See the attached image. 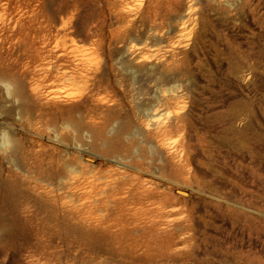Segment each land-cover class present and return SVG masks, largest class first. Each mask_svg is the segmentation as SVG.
<instances>
[{"label":"rangeland","instance_id":"obj_1","mask_svg":"<svg viewBox=\"0 0 264 264\" xmlns=\"http://www.w3.org/2000/svg\"><path fill=\"white\" fill-rule=\"evenodd\" d=\"M2 133L0 264H264V0H0Z\"/></svg>","mask_w":264,"mask_h":264},{"label":"bare ground","instance_id":"obj_2","mask_svg":"<svg viewBox=\"0 0 264 264\" xmlns=\"http://www.w3.org/2000/svg\"><path fill=\"white\" fill-rule=\"evenodd\" d=\"M167 52V51H166ZM53 56V55H52ZM60 56V55H59ZM62 60V58L61 57H56V61H61ZM64 60V59H63ZM164 60V59H163ZM164 61H166V59L164 60ZM54 62V61H53ZM63 63V62H62ZM160 63V62H159ZM164 63V62H163ZM55 64H56V62H55ZM82 64V63H81ZM59 65V64H58ZM142 65V64H141ZM141 65H139V66H141ZM152 64H150V72H153V73H150L149 71H147L146 73H150V74H152L153 75V78H155L156 79V81H154V79H153V81L154 82H156V83H160V82H157V81H159L158 79H162V78H164V76H165V72H162L163 70L162 69H160V71H158L159 70V67H157V66H155V65H153V66H151ZM63 66V65H62ZM55 67V66H54ZM53 68V67H52ZM149 68V67H148ZM147 68V69H148ZM154 68H157L158 70H157V72L156 71H154L153 69ZM162 68V67H161ZM81 69H82V67H81ZM166 69V68H165ZM97 68H86L85 66H83V70H82V74H79L78 76H74V78H69V79H71V81H78L79 83H81V85H82V87L81 88H86V93L84 92V89H82V91H83V93L81 94H79L78 95V97L76 98L77 99V102L75 101H73L72 99L73 98H70V99H68V102L70 101V102H72V103H69L68 105H64L67 109H72L73 110V112L75 111L76 112V114L77 115H75V117L76 116H78L79 115V119L81 120V117H82V119L84 118L83 116L84 115H82L81 116V114L82 113H79L78 114V110H80L81 111V108H84L85 109V105L87 104V101H92V105H91V108H92V106H93V109L92 110H89L90 108H88V110L90 111V115L88 116V115H86V118H88V120L87 121H84L85 122V124H86V126H89L90 128H92V125L94 126L93 128H95V125H99V126H103L105 123H106V121L108 120V117H109V113L110 112H113L115 109V103H113L114 102V100H112V99H107V97L105 98V97H103L102 98V96L101 97H95L96 95H99V87H100V85H101V74L99 73V72H97ZM156 70V69H155ZM162 70V71H161ZM167 70V69H166ZM166 70H164V71H166ZM143 71V70H142ZM62 73V72H61ZM143 73V72H142ZM150 74H148V76L150 75ZM164 74V75H163ZM101 75V76H100ZM63 77H66V75H63ZM139 77V76H138ZM149 77H152L151 75L149 76ZM149 77H148V79L147 80H149L150 81V79H149ZM146 78V77H145ZM144 78V79H145ZM143 79V80H144ZM4 80V79H3ZM138 80H139V78H138ZM68 81H70V80H68ZM70 81V82H71ZM162 81V80H161ZM65 82V81H64ZM70 82H69V84H70ZM71 83H73V82H71ZM74 84V83H73ZM11 86H10V84L9 83H3V88H4V90H5V93H6V95H8V96H10V97H14V92L12 93L11 91H9ZM2 91V90H1ZM81 91V92H82ZM9 97V98H10ZM12 99V98H11ZM21 100V99H20ZM63 100V99H62ZM75 100V99H74ZM62 103V102H61ZM88 104H89V102H88ZM66 109V110H67ZM96 109H102L101 110V113L99 112V113H97L96 112ZM83 110V109H82ZM86 110V109H85ZM84 110V111H85ZM64 111V110H63ZM97 111H100V110H97ZM87 112V111H86ZM88 114H89V112H88ZM94 114V115H93ZM115 114V113H114ZM97 116V121H95L93 118H94V116ZM70 117V116H69ZM74 117V116H73ZM115 118V117H114ZM75 119V118H74ZM76 119H78V118H76ZM78 119V120H79ZM176 119H178L176 116H174L173 118H172V123L171 124H173V127L176 129H178L179 127V125H177V121H179V120H177V121H175ZM77 121V120H76ZM83 121V120H82ZM175 121V122H174ZM83 122V123H84ZM114 122V121H113ZM82 123V124H83ZM179 123V122H178ZM62 124V123H61ZM113 124V123H112ZM170 124V125H171ZM81 124H79V122H72V124H71V122H69V121H64V123L62 124V128L64 129V130H66V129H68V128H70V127H73V129L75 130V128L74 127H76V129H78L77 131L79 132L80 131V129L79 128H83V127H85V125L83 124V127L81 126ZM98 126V127H99ZM106 126V125H105ZM86 128V127H85ZM88 128V127H87ZM100 128V127H99ZM98 128V129H99ZM71 129V128H70ZM101 129V128H100ZM112 129V128H111ZM72 130V129H71ZM179 130V129H178ZM83 131V130H82ZM109 131V130H108ZM112 131V130H111ZM2 132V131H1ZM77 132V133H78ZM110 132V131H109ZM74 136V135H73ZM72 136V137H73ZM10 141H11V139H10V136L7 134V133H2L1 135H0V150H2L3 149V147H7L9 144H10ZM10 146V145H9ZM13 146V145H12ZM12 146L10 147V148H12ZM12 149H14V148H12ZM6 150V149H5ZM15 150V149H14ZM11 151V150H10ZM5 152V151H4ZM3 152V153H4ZM13 151H11V153H12ZM11 155V154H10ZM13 155V154H12ZM11 155V156H12ZM8 157H10V156H8L7 155V158ZM10 159H12V158H10ZM13 160V159H12ZM14 161V160H13ZM16 198L17 197H15V196H13L12 194L7 198V199H5V201H15L16 200ZM10 212H13V211H10Z\"/></svg>","mask_w":264,"mask_h":264}]
</instances>
